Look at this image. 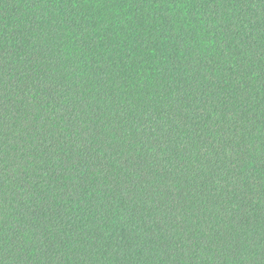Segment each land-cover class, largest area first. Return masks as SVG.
<instances>
[{
  "label": "trees",
  "instance_id": "obj_1",
  "mask_svg": "<svg viewBox=\"0 0 264 264\" xmlns=\"http://www.w3.org/2000/svg\"><path fill=\"white\" fill-rule=\"evenodd\" d=\"M242 3L243 0H0V107L4 73L16 72L25 82L32 80L37 91L32 97L36 101L33 119L40 122L42 116L46 117L42 135L47 139L39 151L33 152L34 172L29 177L32 183L24 181L20 187H28L42 201L49 197V190H63L53 202L54 211L45 201L39 213L45 222L55 221L59 235L64 237L61 247L65 242L73 245L69 259L61 257L56 264H79L76 256L80 246L89 243L100 249L98 259L90 264H109L113 243L130 247L140 228L147 230L146 245L140 246L136 253L139 259L132 264H148L154 257L146 258L143 249L153 245L157 235L163 248L167 246L164 237L172 226L186 231L190 238L199 235L197 230L203 231L209 223L220 226L226 219L225 201L231 203L237 198L253 214H245L238 221L243 231L236 251H229L221 264L237 260L240 241L246 244L259 239L264 229V187L258 182L259 176L253 184L248 183V177L264 175V28L259 24L245 28L248 21L241 23L243 8L229 14L233 4ZM69 67L81 73L72 78L71 87L80 89L77 95L83 94L89 101L93 121L99 123L111 117L123 124L125 120H136L144 131L155 128L162 132L163 127H168L175 134L171 156L186 168L195 153H180L176 145L186 141L199 148L215 144V138L223 136L226 146L234 148L240 157L235 172L237 185L229 183L217 195L206 189V182L199 187L194 182L189 186L191 192L182 189L175 198L162 193L155 208L131 206V201L123 197L117 201L113 195L105 201L106 211H96L92 190L97 180L88 183V174L81 176L77 170L89 159L86 148H77L86 141L78 124L68 117V106L60 105L62 96L57 97L54 91L70 90L64 76L59 75ZM50 76L56 79L55 84L48 82ZM93 96L97 99L92 100ZM100 97L107 98L109 106L100 108ZM53 104L59 110L47 111ZM133 106L135 111L131 110ZM121 111L124 115L120 119L112 116L113 112L119 116ZM230 113H235L237 119L228 124L226 116ZM161 117L166 125L164 121L157 123ZM49 132L60 135L53 140ZM142 136L134 131L133 138L121 146L119 159L125 164L132 162L130 166H134L148 148L163 150L157 148L158 139L146 142ZM105 179L114 184L109 177ZM41 183L47 186L46 191L40 189ZM21 219L30 227L40 223H33L32 217L26 215ZM101 229L108 230V238L97 245L95 241L104 237ZM167 259L162 257L159 264H167ZM184 260L180 253L173 264ZM113 264L122 262L116 260ZM187 264L207 261L191 259Z\"/></svg>",
  "mask_w": 264,
  "mask_h": 264
},
{
  "label": "clouds",
  "instance_id": "obj_2",
  "mask_svg": "<svg viewBox=\"0 0 264 264\" xmlns=\"http://www.w3.org/2000/svg\"><path fill=\"white\" fill-rule=\"evenodd\" d=\"M238 7L245 9L243 20H241L242 24L244 20L248 21L244 24L245 28H249V25L254 27L257 24L264 28V0H243L240 5L233 4L229 14L234 13ZM220 15L223 17L224 13L221 12ZM18 62L13 61V63ZM59 75L64 76V82L69 85L70 90L65 92L61 88L54 90L55 94L57 97L62 96L59 100L60 105L68 106L65 109L68 117L78 124L81 135L86 141L84 144H78L77 148H86L89 159L82 169L77 170L80 171L81 176L88 174V183H91L93 179L97 180V185L92 190L96 195V211H106L105 201L113 195L117 201L121 197L131 201V206L139 204L143 207L155 208L156 204L160 203L162 193H170L175 198L180 195L182 189L191 192L192 189L189 186L194 182L196 187H199L201 182H206V189L214 191L217 195L228 188L229 183L237 185L238 178L235 172L239 169L237 161L240 157L237 156L234 148L226 146L227 140L223 136H217L215 144H202L199 148H195L194 144L190 145L186 141L176 145L180 153H195L186 168L179 159H173L171 156L170 148L175 142V134L171 133L168 127H163L162 132L156 131L155 128L144 131L142 124L136 120H131L130 123L129 120H125L123 124H117L111 117L107 120L100 119L99 123H96L89 114L87 106L89 101L85 100L83 94L77 95L80 89L71 87L72 78L81 73L69 67ZM48 82L55 84L56 79L50 76ZM2 86L4 100L3 106L0 107V184L3 185L0 187V264H56L61 257L69 259V252L73 250V245L65 242V246L61 247L60 241L64 240V237L59 235L60 230L55 227V221L47 223L46 218L42 219L39 213L44 209L45 201L54 211L53 202L63 190H49L50 198L46 197L45 201H42L38 194L34 197L33 193L28 191V187H20L24 181L28 184L32 183L29 177L34 172L33 152L39 151L43 141L47 139L42 135L46 129L43 122L46 117L42 116L40 122L32 117V110L36 108V101L32 97L37 95L32 80L25 82L21 77L16 76V72L5 71ZM91 99L97 98L93 96ZM81 101L84 103L81 104ZM77 106L78 110H75ZM105 106H109V100L100 97L99 107ZM17 107H20V111H17ZM53 109L59 110L53 104L47 111L50 112ZM131 110L135 111V107L133 106ZM123 115V111L119 116L116 112L112 113V116H116L117 119ZM236 119V114L230 113L226 116V123L231 124ZM161 121H164V117H161L157 123ZM48 124L51 125L52 121L49 120ZM164 124L166 125L167 121H164ZM52 126L55 127V125ZM134 131L143 133L142 139L146 142L158 139L160 143L157 148L163 150L148 148L147 153H141L137 158L138 162L130 166L132 162L125 164L119 157L121 146L133 138ZM48 135L54 140L60 133L53 135L49 132ZM77 139L80 138L77 137ZM189 139L191 140V137ZM145 146L147 147V143ZM248 148L251 155L252 145L249 144ZM183 158L187 159L186 156ZM251 163L252 161L249 160V167ZM261 164H264V161H261ZM106 176L114 181V184H110L109 179H105ZM257 176H259L258 182L264 187V175L261 174L248 177V183L256 182ZM240 187H243L242 183ZM40 189L46 191L47 186L41 183ZM25 193L28 195L26 196ZM89 194L91 195V192ZM255 202L253 200V203ZM241 203L239 198L231 203L225 201L226 219L220 222V226L209 223L203 231L198 229L199 235L192 238L186 231H179L172 226L168 230V235L164 237L167 246L161 248L162 241L157 235L153 245L143 249L146 258L154 257L149 259L148 264H159L162 257L168 258L167 264H173L180 253H183L185 257L181 264H187V261L191 259L198 262L207 261V264H221L222 260L227 258L229 251H236V243L243 231L238 221L245 214H253L249 209L243 208ZM162 214V212L157 213V215ZM22 215L32 217L33 223L37 221L40 223L36 227L27 226L22 222ZM149 227L153 226L149 225ZM101 231L104 232V237L95 241L97 245L108 238V230L101 229ZM217 232H219L218 236ZM146 237L147 230L140 228L135 231V238L130 247L113 243L109 250L111 256L109 264H113L116 260H120L122 264H132L137 261L139 258L136 253L141 245H146ZM240 244L242 247L233 264H264V229L261 230L259 239L249 240L246 244L240 241ZM99 252L100 249L94 247L92 243L87 246L81 245L76 260L79 264H90L98 259ZM104 259L107 260L108 257Z\"/></svg>",
  "mask_w": 264,
  "mask_h": 264
}]
</instances>
